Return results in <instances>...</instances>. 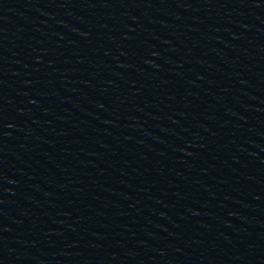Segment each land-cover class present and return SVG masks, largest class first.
<instances>
[{"label": "water", "instance_id": "water-1", "mask_svg": "<svg viewBox=\"0 0 264 264\" xmlns=\"http://www.w3.org/2000/svg\"><path fill=\"white\" fill-rule=\"evenodd\" d=\"M0 264H264V0H0Z\"/></svg>", "mask_w": 264, "mask_h": 264}]
</instances>
